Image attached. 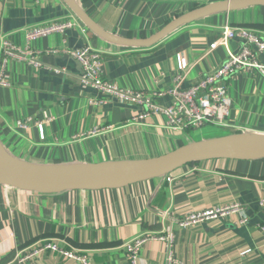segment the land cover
<instances>
[{
	"label": "crops",
	"instance_id": "0c3cea01",
	"mask_svg": "<svg viewBox=\"0 0 264 264\" xmlns=\"http://www.w3.org/2000/svg\"><path fill=\"white\" fill-rule=\"evenodd\" d=\"M77 1L106 30L139 38L216 0ZM3 4L0 35L30 45L38 64L7 62L10 85H0V138L12 155L33 165L145 159L199 141L185 137L188 129L168 128L162 114L147 115L145 104L120 102L85 86L81 63L68 50L91 46L101 53L108 81L167 105L179 74L177 54L189 65L182 79L186 87L216 70L229 51L239 49L237 39L228 47L209 49L227 22L264 36V5L203 17L151 47L136 48L101 39L64 0H3ZM71 16L79 21L77 27L28 40L30 27ZM229 94L228 125L222 127L230 133L225 135L264 133V76L235 75ZM26 118H32L30 127H17V121ZM96 128L101 131L89 134ZM237 204L243 209L185 225L178 222ZM244 215L248 222L239 224ZM168 229L174 233L172 253L184 264H264V157L195 161L164 176L59 193L0 185V264H15L20 254L47 241L88 255L91 264H131L126 251L129 240ZM169 253L165 242L148 240L138 264H169ZM26 264L83 263L47 251Z\"/></svg>",
	"mask_w": 264,
	"mask_h": 264
},
{
	"label": "built area",
	"instance_id": "2783aa9c",
	"mask_svg": "<svg viewBox=\"0 0 264 264\" xmlns=\"http://www.w3.org/2000/svg\"><path fill=\"white\" fill-rule=\"evenodd\" d=\"M79 21L76 17L65 19H54L45 25L30 27L28 40H35L51 33H65L68 29L77 27ZM237 39L241 45L237 51H229L228 57L216 70L201 76L198 80L184 87L182 79L188 68V62L181 53L177 54L179 74L175 79V86L170 90L173 100L170 104L161 105L155 103L153 97L144 92H138L118 87L108 81L103 73V61L101 53L86 45L81 48L70 49L66 53L81 63V82L85 86L93 87L104 94H111L120 102H133L145 104L149 113L162 114L166 118L168 128L172 130H187L190 128L202 127L208 123L219 126H227L226 119L231 110V98L229 94L230 80L242 72L259 73L264 76V36L258 31L243 27L234 26L227 22L222 26L219 37L210 44V51L222 45L228 47L229 42ZM10 59L27 60L32 64H38L30 45L21 46L13 43L8 37L0 35V85L8 86L10 81L5 73L7 62ZM156 95H161L157 93ZM144 115H142L143 117ZM32 118L20 119L17 127L28 129ZM42 128V124H39ZM101 129L96 128L89 134L97 133ZM242 210L237 204L234 206H223L205 212L191 214L184 219L178 220L181 225L196 221L215 218L228 213L230 210ZM248 222V217L243 216L238 220L239 224ZM148 240L163 241L169 246V264H184L172 253L174 233L168 229L167 232L156 235H139L126 243V251L131 264H138L140 250ZM47 251L58 252L63 256L81 261L83 264H91L88 255L63 248L55 242H43L28 251L20 254L15 264H26L28 260Z\"/></svg>",
	"mask_w": 264,
	"mask_h": 264
},
{
	"label": "water",
	"instance_id": "95a60500",
	"mask_svg": "<svg viewBox=\"0 0 264 264\" xmlns=\"http://www.w3.org/2000/svg\"><path fill=\"white\" fill-rule=\"evenodd\" d=\"M78 19L101 39L126 47H151L181 26L203 17L264 5V0H216L190 10L165 24L147 37H126L100 26L77 0H64ZM0 0V29L3 13ZM264 157V133L242 132L202 139L185 144L160 156L122 161L67 165H33L12 155L0 138V168L13 180L0 181L2 185L19 187L39 193H59L79 187L124 185L172 173L191 162L216 159H258ZM43 170L42 175L29 169ZM1 170V169H0ZM2 171V170H1Z\"/></svg>",
	"mask_w": 264,
	"mask_h": 264
},
{
	"label": "rangeland",
	"instance_id": "374dc122",
	"mask_svg": "<svg viewBox=\"0 0 264 264\" xmlns=\"http://www.w3.org/2000/svg\"><path fill=\"white\" fill-rule=\"evenodd\" d=\"M257 73V72H256ZM32 124V122L30 123V125ZM187 134L185 135V137L188 140H201L204 138H213V137H219L225 134L230 133V130L216 125V124H211L208 123L200 128H190L187 130ZM0 185H2L0 183Z\"/></svg>",
	"mask_w": 264,
	"mask_h": 264
},
{
	"label": "bare ground",
	"instance_id": "6f19581e",
	"mask_svg": "<svg viewBox=\"0 0 264 264\" xmlns=\"http://www.w3.org/2000/svg\"><path fill=\"white\" fill-rule=\"evenodd\" d=\"M29 169H32V171L36 172L37 174H40L42 175V172L43 170L39 169V168H36V167H33V166H29L28 167ZM0 181H8V180H13L12 176L9 175L10 173H8L7 171H3L2 168H0Z\"/></svg>",
	"mask_w": 264,
	"mask_h": 264
}]
</instances>
